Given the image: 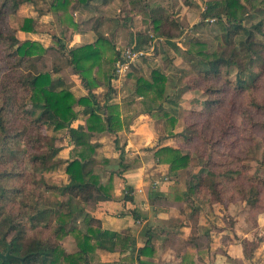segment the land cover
Returning a JSON list of instances; mask_svg holds the SVG:
<instances>
[{"label": "trees", "instance_id": "16d2710c", "mask_svg": "<svg viewBox=\"0 0 264 264\" xmlns=\"http://www.w3.org/2000/svg\"><path fill=\"white\" fill-rule=\"evenodd\" d=\"M35 1L0 0V98L3 99L0 104V163H22L23 159L19 158L22 151L19 142L27 143L28 147L36 151L31 153L30 160L44 172H56L66 163V179L62 178L61 185H53L51 188L59 190L62 196L75 195L81 196L83 200L93 199L97 197L96 191H101V188L92 168L87 169V166L89 163L94 164L95 160L89 156V161H85L86 153L82 151L79 154L77 148L80 145H90V138L94 133H115L122 128L118 105L109 102L102 105L91 89L99 84L106 85L108 91L105 98L110 99L114 92L112 80L115 77V63L122 59L123 51L117 47L114 34L98 33L94 43L72 47L63 43L58 36H54L57 43L54 48L45 46L39 40L20 38L19 31L28 33L35 30L34 18L22 16L20 13L23 6H30ZM92 2L93 0H51L50 9L56 14L65 34L71 29L79 28L80 24L74 19V11L92 8ZM261 7L262 0H247L246 3L242 0H214L206 3V8L201 12V21L214 19L220 32L214 36L212 44L200 39L189 41L186 50L196 60L199 69L191 74L186 90L199 89V78L206 82L222 78L229 74L231 69H236L235 83L238 88L249 90L256 85L258 72L254 68L260 61L264 62V21L259 20L251 24L249 22L253 13ZM153 10L155 13L150 21L153 31L160 36L173 37L167 25L178 24L174 19L169 20L164 9ZM12 22L16 26H12ZM98 26L99 22L94 28L97 29ZM139 33L133 36L129 47L143 48L145 39L142 40ZM51 49L58 51L56 53L60 54L61 60L70 66L89 88L88 95L76 98L69 89L58 88L53 75L62 69V65L54 63L51 69L47 68L46 58ZM164 59L171 61L168 55ZM134 78L136 93L147 98V107L154 109L151 114L166 119L165 137L180 139L178 147L163 146L156 150L155 155L159 162L170 164V172L181 169L187 171V195L195 193L221 202L241 198L253 205L256 211L264 209V201L260 197L264 179L253 176L249 186L240 184L237 175L240 173L239 169L226 168V160L217 158L209 148L212 146L215 151L219 142L225 140V135L235 128L233 120H227L215 139L204 136L203 127L197 137L186 134L185 130L191 126L186 123L183 126L180 116L173 114V109L164 107L171 97L167 93L168 76L160 69L154 68L150 70L148 77L137 75ZM225 81L231 83L230 79L225 78ZM217 89L214 84H207L202 91L208 95ZM194 100L199 102L196 98ZM202 103L205 104L206 110H210L214 103L221 102L213 99ZM29 104L31 108H27ZM77 105L84 107V112L88 115L87 131H84L83 127L71 126L78 117L75 109ZM256 106L264 108L262 103H256ZM21 117L29 123L23 129L16 130V122ZM43 128H46V133ZM63 129L67 130L73 140V153L77 152L76 156L66 160L60 156L61 136L56 134V131ZM198 139L202 142L192 152L186 145ZM258 174L260 175V172ZM30 175L34 180L35 175ZM12 176L25 177L27 171L0 172L1 197L14 201L11 194L25 193L26 201L30 202L22 201L21 213L23 212L30 222L36 221V224H40L45 222L51 212L54 214L58 230L55 231L54 240L27 237L24 224L16 222L12 213L4 214L1 211L4 220L0 221V251L11 255V258L4 260L0 257V264H90V252L95 251V248L86 232L77 231L78 249L64 251L57 243H60L64 235L76 232L75 229L68 228L73 212H63L61 205L53 208L41 207L39 198L34 201L31 197L35 195L34 191L27 192V189L21 186L13 189L1 183ZM5 225L6 228L3 227ZM144 252V248L139 249V254Z\"/></svg>", "mask_w": 264, "mask_h": 264}, {"label": "crops", "instance_id": "0c3cea01", "mask_svg": "<svg viewBox=\"0 0 264 264\" xmlns=\"http://www.w3.org/2000/svg\"><path fill=\"white\" fill-rule=\"evenodd\" d=\"M37 1L20 9L22 16L34 18L35 26L32 32L19 31L20 38L39 40L54 48L57 47L54 36H58L72 47L94 43L98 33H103L94 28L95 24L91 27L94 36L90 39L85 30L87 22L83 23L84 18L78 19L79 15L85 17L87 10L93 11L92 7L75 10L74 19L80 24L79 28L64 34L56 14L50 9L51 0L41 1L48 6L46 13L57 31L40 30L36 14L28 12ZM103 34H115V31ZM56 52L51 49L46 64L51 69L54 63H61L62 69L53 75L58 88L69 89L76 98L88 95L89 88L61 60L59 53L50 60V55ZM116 65L117 62L110 99L105 98L108 87L104 84L94 86L91 91L102 105L106 102L118 105L122 128L115 133H94L90 145L78 146L79 154L86 153L85 161H89V156L95 160L87 169L92 168L101 191H96L97 197L89 200L59 194L61 198L56 204L62 206L63 212H73L68 228L76 230L65 237L76 240L78 230L89 235L95 248L90 252V264H264V209L256 211L241 198L221 202L209 197L200 200L195 193L187 195V171L170 172V164L159 162L155 155L163 146L178 147L180 139L165 137L166 119L153 116L154 109L147 107V98L135 91L137 75L118 77ZM141 75H144L142 68L138 76ZM170 77L168 75V94L169 87L175 88ZM191 91H187L188 101H174L170 97L164 107L180 116L179 106L196 103L191 100ZM75 109L78 117L71 126L87 131L88 115L84 107L77 105ZM56 134L61 136L60 156L64 160L76 156L67 130L56 131ZM65 166L66 163L60 172L61 178L66 179ZM76 244L73 248L78 249ZM140 248L145 252L139 254Z\"/></svg>", "mask_w": 264, "mask_h": 264}, {"label": "rangeland", "instance_id": "374dc122", "mask_svg": "<svg viewBox=\"0 0 264 264\" xmlns=\"http://www.w3.org/2000/svg\"><path fill=\"white\" fill-rule=\"evenodd\" d=\"M211 1L214 0H109L108 2L93 0V11L87 10L88 14L85 17L79 15L78 19L84 18L83 23L87 22L85 30L89 32L90 39H93L94 36L91 27L97 22H99L98 30L100 32L111 33L115 31L114 38L117 41V47L122 51L129 47L135 32H141V39H145L143 48L149 51L151 44H153L154 50H151L150 54L143 56L138 62L136 61L135 64L133 63L128 72L129 76L131 77V74L139 75L140 68H142L143 76H149L151 69L158 68L171 76L170 82L172 86L173 84L175 86V88L169 87L171 98L174 101L181 99L188 101L186 99L188 93L186 87H188L191 74L199 69L196 60L186 50L189 47V41L200 39L212 44L214 36L220 32V28L214 19L201 21V12L206 8V3ZM242 1L247 2V0ZM47 7L45 3L38 0L35 7L28 12L33 11L36 14L37 26L40 30L56 32V28L51 24L50 15L46 13ZM154 8L164 9L169 20L174 19L179 25V27L178 25H170V23L167 25L173 37L160 36L153 31L150 21L155 13ZM136 10L140 12H136ZM259 20L264 21V0H262V7L253 13L249 23ZM11 25L16 26L14 22ZM56 55L58 54L52 53L50 60H54ZM167 55L171 61L164 59ZM254 69L258 72V77L256 85L249 90H242L236 86V69H231L229 74L222 78H214L207 82L199 78L197 81L199 89L192 90L190 95L191 99L196 98L199 102L193 105L189 104L187 107L182 105L178 108L182 125L184 126L186 123L191 126L190 129L185 130V133L196 137L200 135L203 127L204 136L215 139L219 136L221 128L226 125L227 120L229 118L233 120L235 128L225 135V140L219 142L215 151L212 146L209 148L217 158L226 160L228 163L226 168L239 169L238 182L245 186L252 184L253 176L264 179V108L256 106V103L264 104V62L260 61ZM225 78L230 79L231 83L226 82ZM207 84H214L218 89L205 95L202 89ZM213 99L220 100L221 103H214L212 109L206 110L205 104L202 102ZM2 102L3 99L0 98V104ZM27 108H31L30 104L27 105ZM202 111L203 113H201ZM28 123L27 119L21 117L16 122V130L23 129ZM43 131L46 133V128H43ZM201 142L198 139L186 146L194 152ZM19 144L22 150L19 153V158L23 159V162L16 164L15 161H4L0 163V172L27 171V176H12L7 181H1V183L13 189H18L21 186L26 188L27 192L34 191L35 195L31 197L34 201L39 198L41 207H58L56 202L60 200L58 198H61L60 192L51 187L62 182L60 170L44 172L40 166L38 167L30 160L31 153L36 152L34 148L28 147V144L24 142H19ZM196 161H199L197 157ZM14 164H16L15 168ZM30 174L35 175L34 180ZM234 175L236 176V173ZM255 182L257 181L255 180ZM261 189L260 197L264 201V187L262 186ZM228 190L231 192L230 187ZM1 194L2 190L0 189V221L4 220V214L12 213L15 215L13 218L16 222L24 224L27 237L54 240L55 231L58 230V227L55 225L53 213L50 212L45 222L40 224H36V221L30 222L28 217L23 215V212L21 213L23 211L22 201H29H26L25 193L11 194L14 201L3 199ZM206 198L200 196V200ZM3 227L6 228V225ZM65 236L60 239V243L57 242L60 248L64 251L75 250L76 247H73L76 240L72 241Z\"/></svg>", "mask_w": 264, "mask_h": 264}, {"label": "built area", "instance_id": "2783aa9c", "mask_svg": "<svg viewBox=\"0 0 264 264\" xmlns=\"http://www.w3.org/2000/svg\"><path fill=\"white\" fill-rule=\"evenodd\" d=\"M151 50H154L153 44H151L149 51L145 48L133 49L131 47H127L122 53V59L119 60L116 65L118 77L127 76L133 63L139 61L143 56L150 54Z\"/></svg>", "mask_w": 264, "mask_h": 264}, {"label": "water", "instance_id": "95a60500", "mask_svg": "<svg viewBox=\"0 0 264 264\" xmlns=\"http://www.w3.org/2000/svg\"><path fill=\"white\" fill-rule=\"evenodd\" d=\"M0 257L3 258L4 260H8L11 258V255L9 254L5 255L3 252L0 251Z\"/></svg>", "mask_w": 264, "mask_h": 264}]
</instances>
